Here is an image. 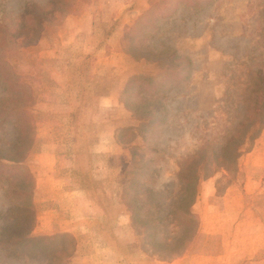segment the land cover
<instances>
[{
    "label": "rangeland",
    "instance_id": "obj_1",
    "mask_svg": "<svg viewBox=\"0 0 264 264\" xmlns=\"http://www.w3.org/2000/svg\"><path fill=\"white\" fill-rule=\"evenodd\" d=\"M157 1L159 0H55L54 2L51 0H0V17L7 25L4 31H0V36L7 35L4 60L13 67L16 74L21 75V80L25 84L29 83L28 87L33 89V81L42 87L41 91L35 89L38 98L42 100L49 98L44 95L43 89L46 90V94L56 96V101L41 102L38 107L34 108L26 106V110L32 116L34 113L36 117L35 128L41 130L40 137L39 139L37 137L36 140L38 146L65 141L64 138L68 136L65 131L66 126L70 125L67 115L70 111L76 112L84 109V165L88 162L91 166V173H94L90 156L93 152L88 151V146L98 141V130L100 131L103 126L111 124L112 117L118 114V111L114 113L110 110L96 116L94 115L95 104L90 101L83 104L78 102L77 99L82 94L83 78L85 98L91 97L95 91L94 87H91L93 85L90 84V82L93 83L94 77L100 79L95 87L96 91H106L112 86V75H103L105 67L103 64H95L96 59H101L102 56L111 53V33L118 32V30L121 32L119 43L122 50L123 41L126 39L124 36L134 28L143 14ZM28 2L38 4L37 12L31 10L29 14H24V8ZM68 3L75 4L71 14L62 15L59 12L52 14L55 6L62 11L64 5ZM152 13L156 16L154 10ZM66 17H73V20L77 19L76 21H82L84 18L91 19L93 27L99 29L103 34V36L96 37L99 42V48H97L99 54L97 52L88 54L89 57H92L89 59L90 62L84 60L82 46L73 49L71 55L70 48L65 49L66 47L60 45L54 47L62 35V31L58 27ZM39 20L43 22L42 25L38 24ZM262 23H264V0H216L215 3L204 4L200 9H181L174 18L160 22L159 30L150 32L147 42L157 49L174 48L183 39L202 36L205 33L211 34L210 45L216 51L217 56H211V63L206 60L200 63V67L210 70L205 76L211 73L213 81L202 84L198 95L192 98L187 89L181 87L174 88L157 97L158 101L168 107L170 115L167 125L159 133V145L164 154L163 159L157 163V176L153 177L155 182L152 184L157 193L156 200L160 208L155 207V203L151 206L146 205L145 212L142 211L139 220H137V226H149L152 220L156 222L159 219L158 224L160 223L159 226H163V228L158 230L159 233L156 237H150V234L153 235V229H150L151 226H149L148 231H144L148 234L145 242L152 244L163 242L171 230L166 215L169 203L165 198L173 185L177 184L175 183L177 172L175 164L204 144L214 149L221 148L225 142L226 132L229 130L226 122L236 123L241 120L245 111L241 102L247 95L246 86L250 83L256 69L261 65L264 66V34L260 30ZM75 26L76 24L72 23L67 28ZM38 33H41L40 38L46 35L50 36L48 40L46 39L47 42L43 41L44 45L40 49L36 48L38 45L36 43L40 38L37 42H33L34 36ZM13 37L21 38L13 40ZM135 41L138 39L136 38ZM201 49L202 55L206 59V49L204 47ZM39 53H41L40 57L45 64H65L64 62L68 61L70 69L67 71L57 70L56 74L52 73L54 77L49 81L48 76L45 75L47 72L42 73L39 66L36 67L34 58ZM5 87L6 84L0 82V99L6 97ZM30 94L32 95V92ZM183 94H185V99H179V96ZM10 99L6 104L9 110L17 107L23 109L27 95L23 92L19 96L13 94ZM78 123L80 125L81 120ZM49 128L52 131H49ZM19 129L13 124L0 127V158L15 157L19 153L16 150L24 148L23 145L16 144ZM36 134L35 130V139ZM117 136L121 143H126L131 138V133L123 135L118 132ZM139 140L138 144L141 145L142 140ZM260 143H264V127L259 130L256 139L244 143L240 147L237 171L230 175L220 171L213 177L206 178L203 177L204 169L201 165L198 168L201 177L198 186L212 180L218 188L217 192L215 190L216 197H223L226 189L231 187L241 198L239 204L242 203L246 209H249V217L242 220L241 226H261V224H257L260 222H256V217L261 223H264V169L252 167V157L250 156L255 145ZM134 153L138 155L140 152L135 151ZM120 154L122 160L128 158L129 161L128 165L123 162L121 173L123 200V192L129 185V171L137 168L140 165V160H136L129 167L131 151L122 150ZM220 156L222 155L220 154ZM223 163L224 161L220 159L210 165L216 167ZM26 176L27 173L24 169L13 165H0V233L9 227L12 229L11 234L14 235V240L18 239V234L25 232L32 235L33 230V226L29 225L35 217L28 205L31 202L30 187L32 183ZM248 178H251L250 182L247 181ZM117 185V182L104 184V190L113 189L114 186L116 189ZM84 187L88 188L90 192H94L91 193L94 195L97 194L98 189H101V184L89 182L84 184ZM141 196L142 193L139 194V198ZM95 197V200L105 204L110 201L101 195ZM134 206H138V204L134 203ZM27 211L30 213L29 216L25 214ZM148 213L153 214L151 221H146L150 217ZM247 235L256 236L255 232ZM56 236L59 237L49 243L52 248L61 249L63 245H67V242L72 240L71 237H62L63 235ZM134 236L135 245L139 246L144 234L138 237L134 232ZM200 240L198 244L200 247L205 244L207 251L211 249L213 252L220 249L218 236L204 235ZM200 247L196 245L195 249ZM46 260L47 255L38 250L24 252L19 258L13 259L6 257L0 249V264H47ZM151 260L152 264H156L155 258Z\"/></svg>",
    "mask_w": 264,
    "mask_h": 264
},
{
    "label": "crops",
    "instance_id": "obj_2",
    "mask_svg": "<svg viewBox=\"0 0 264 264\" xmlns=\"http://www.w3.org/2000/svg\"><path fill=\"white\" fill-rule=\"evenodd\" d=\"M76 20H73V17L64 19L58 27L62 31V35L54 47L60 45L66 47L65 49L70 48L71 55L73 49L82 46L84 60L90 62L89 59L92 57H89L88 54L95 52L99 54L97 51L99 42L96 37L103 36V34L99 29L93 27L91 19ZM72 23L76 26L67 28ZM111 35V53L102 56L101 59H96L95 64H103L105 67L103 75H112V86L106 91H96L95 87L100 79L94 77L92 79L94 84L91 82L90 84L93 85L91 87H94L95 91L93 90L91 97L85 98L83 78L82 94L77 99L81 104L86 101L95 104L94 115L96 116L110 110L114 113L118 111V114L112 117L111 124L103 126L100 131L98 130V141L88 146V151L94 153L90 154L94 173H91V166L88 162L84 165V109L76 112L70 111L67 115L70 125L66 126L65 131L68 136L64 138L65 141L46 143L42 146H38L36 143L41 131L40 128H35L36 117L34 113L32 116L27 111L31 120L32 118L34 120H32L33 140L29 150L19 164L8 159H0V163H2L0 165H20L25 167L24 170L26 169L27 171H25L31 176V179L28 178L32 183L30 208L35 219H32L29 225L33 226L30 236L67 235L74 240V253L68 264H152L153 262L139 246L135 245L134 230H132L129 212L122 200L121 191L123 190L121 183L123 162L128 165L129 161L128 158L122 160L120 153L122 150H130L129 146L140 145L138 144L140 138H136L135 141L127 145V143L119 141L117 133L123 130L135 132L140 124L139 120L133 117L120 102V93L128 80L138 75L155 76L160 72V67L144 60H133L120 48L119 36H121V32L118 30V32H112ZM48 37L50 36H42L36 43V45L38 44L35 45L36 48L40 49L44 45L43 41L48 40ZM210 43L211 34L205 33L202 36L183 39L174 47L180 56H185L190 60L192 73L187 82L172 85L163 93L183 87L193 98L200 93L202 84L213 81L211 73L205 76L210 70L200 67L203 60L211 63V56H217ZM202 47L206 49V59L202 55ZM40 55L41 53L34 58L36 67L38 65L42 73L47 72L45 75L48 76L49 81L54 77L52 73L56 74L57 70L67 71L70 69L68 61H65V64H45ZM96 71L97 69L95 73ZM19 76L21 77V75ZM33 82V89L30 88L33 96V105H31L33 108L38 107L41 102L56 101V96L46 94L45 89H43L44 95L49 98L45 100L38 98L35 89L41 91L42 87L35 81ZM184 95H180L179 99L184 100ZM164 108L167 113L165 123L167 125L170 115L168 107L164 106ZM122 114L124 115L122 116ZM79 120H81L80 125ZM49 131L52 129L49 128ZM250 156L252 157V167L264 169V143L256 144ZM250 180L251 178H248L247 181L250 182ZM89 182L101 184V189H98L97 194L92 195L91 193L94 192H90L88 188L84 187V184ZM110 182L118 183L116 189L114 186L113 189L104 190V184ZM96 195L110 199L109 203L105 204L95 200ZM239 199L241 200L231 187L226 189L223 197H216L215 184L212 180L201 183L198 186L197 198L192 207L193 213L198 215L199 225L191 246L181 257L169 263L156 260L154 262L156 264H264V223H261L256 217V222H260L257 224H261V226H241L242 220L249 217V209H246L242 203L239 204ZM253 232L256 236L247 235L253 234ZM204 235L218 236L220 249L212 252L211 249L208 251L205 249V244L200 247L198 243L201 241V236ZM196 245L200 248L195 249Z\"/></svg>",
    "mask_w": 264,
    "mask_h": 264
},
{
    "label": "trees",
    "instance_id": "obj_3",
    "mask_svg": "<svg viewBox=\"0 0 264 264\" xmlns=\"http://www.w3.org/2000/svg\"><path fill=\"white\" fill-rule=\"evenodd\" d=\"M54 1L51 0V2ZM215 2L216 0H159L143 14L134 28L124 36L126 39L123 41V52L133 60H144L148 63H155L160 67V72L155 76L138 75L130 78L120 93V102L140 122L136 131L130 132L131 138L126 142L127 145L135 141L136 138L142 140L141 145L129 146L131 151L129 167L136 160H140V165L129 171V185L123 192V200L128 208L132 229L138 237L144 234L141 237L142 240H140V249L150 259L155 258L156 261L163 263H169L186 253L197 235L199 219L193 213L192 207L197 198L198 184L201 178L198 171L199 166L201 165L204 169L203 177L206 178L213 177L220 171L227 175L236 172L240 147L244 143L256 139L259 130L264 127V66L261 65L253 73L250 83L246 86L247 95L241 102L245 111L241 120L236 123L226 122L229 130L226 132L224 145L221 148L214 149L204 144L194 153L175 164L177 169L175 183L177 184L173 185L165 198L166 202L169 203V210L166 215L171 230L163 242H157L156 244L145 242L148 234L144 231H148L149 226H151L150 229H153V235L150 234V237H156L159 233L158 230L163 228V226H159L160 223L158 224L159 219L156 222L152 220V213H148L150 217L146 219V221L152 220L149 226H137V220H139L142 211L145 212L146 205L151 206L155 203V207L160 208L156 200L157 193L152 184L155 182L153 177L157 176V163L163 159L164 153L158 139L159 133L166 123L167 113L157 97L170 86L187 82L192 73V64L187 57L180 56L174 48H154L147 42V39L151 31L159 30L160 22L174 18L181 9L196 10L204 4ZM68 4V6L64 5L62 11L55 6L52 14L54 12H59L62 15L71 14L75 4ZM37 6L38 4L35 2H28L24 8V14H29L31 10L37 12ZM152 10H154L156 16L153 15ZM42 23V21H38L39 25H42ZM6 27L7 25L3 23L0 17V31H4ZM260 30L264 34V23H262ZM40 35L41 33H38L34 36L33 42H37ZM6 36L5 34L0 36V82L6 84V97L0 99V127L13 124L18 129L20 128L16 144L19 143L24 148L17 149L16 151H19V153L8 159L19 164L33 140L32 120L26 110V106L33 105V96L30 94V87L15 73L13 67L4 60L7 47L5 43ZM19 38L21 37H13V40ZM136 38L138 41H135ZM173 62L175 64H172ZM19 92L27 95V101L24 102L23 109L17 107L9 110L6 104L9 103L13 94L19 96ZM128 132L129 130H123L121 133L124 135ZM135 151L140 153L136 155ZM220 159L224 161L223 164L216 167L210 165ZM16 167L25 168L20 165ZM26 173V177L31 179L29 173ZM215 190L218 191L217 186H215ZM140 193H142L141 198H139ZM134 203H137L138 206H134ZM28 205L31 206V204ZM25 214L26 216L30 215L28 211ZM11 232L12 229L8 227L0 233V249L8 258L17 259L24 252L38 250L47 255V264H68L73 256L74 240L68 241L67 245H63L59 249L49 246V243L59 236L31 237L29 233L25 232L18 234V239L14 240V235L12 236ZM62 237L69 236L63 235Z\"/></svg>",
    "mask_w": 264,
    "mask_h": 264
}]
</instances>
